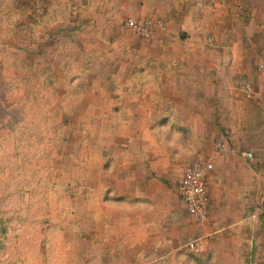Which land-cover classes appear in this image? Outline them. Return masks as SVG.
<instances>
[{
	"label": "crops",
	"instance_id": "obj_1",
	"mask_svg": "<svg viewBox=\"0 0 264 264\" xmlns=\"http://www.w3.org/2000/svg\"><path fill=\"white\" fill-rule=\"evenodd\" d=\"M134 1L136 17L122 18ZM52 2L36 13L39 26L57 31L49 72L59 76L45 84L62 87L56 100L77 103L62 115L87 118L79 126L95 142L87 158L94 262L171 264L185 246L193 253L185 244L183 211H189L178 187L197 156L213 160L209 212L225 216L204 234L205 248L221 235L229 236L228 250L238 246L242 220L226 219L240 213L248 214L249 230L264 232V159L249 164L229 153L247 135L264 132V0ZM158 13H170L177 27L168 19L170 26L151 38L126 37L127 19L165 22L149 16ZM210 135H221L212 154Z\"/></svg>",
	"mask_w": 264,
	"mask_h": 264
},
{
	"label": "rangeland",
	"instance_id": "obj_2",
	"mask_svg": "<svg viewBox=\"0 0 264 264\" xmlns=\"http://www.w3.org/2000/svg\"><path fill=\"white\" fill-rule=\"evenodd\" d=\"M51 1L0 0V264H102L94 262L89 243L87 158L92 156L95 142L89 139L87 127L79 126L80 117L62 115L63 107L73 104L72 109L77 103L56 100L54 94L62 92V87H56L55 82L45 84L47 78L59 76L54 69L49 72V64H55L57 31L39 26L36 13L53 8ZM129 6L132 13L122 14V18L136 17L134 8L139 2ZM178 8L182 14L183 5ZM149 16L164 17L165 28L169 21L177 27L170 13L169 18L159 13ZM161 25L157 30L163 29ZM125 33L128 39L136 36L131 31ZM87 121L84 118L82 125ZM222 135L226 144L232 143L231 133ZM220 138L209 136L208 154ZM244 139L241 148L232 145L229 153L249 164L264 159V132ZM250 152L253 159L248 157ZM262 210L259 208L257 219ZM183 214L185 244L225 223V216L214 217L211 210L205 223L194 221L186 209ZM248 217L240 213L226 219L242 220L238 246L228 250L229 236L221 235L215 237L214 248H205L199 256L186 253L185 246L171 264H185L188 257L193 264H264V232L262 227L249 230ZM211 255L213 261L209 262ZM199 259L202 262L197 263Z\"/></svg>",
	"mask_w": 264,
	"mask_h": 264
},
{
	"label": "built area",
	"instance_id": "obj_3",
	"mask_svg": "<svg viewBox=\"0 0 264 264\" xmlns=\"http://www.w3.org/2000/svg\"><path fill=\"white\" fill-rule=\"evenodd\" d=\"M39 10V12H41ZM165 29V25L161 20L155 22L154 19L146 18L135 20L129 18L126 24L130 31L140 38H151L157 30V25ZM167 28V26H166ZM220 147V145H219ZM249 157H253L251 153ZM214 164L212 159H196L185 169L183 178L178 187L179 194L186 203L190 217L199 223L208 221L209 212V189L207 185V176L213 169ZM206 237H200L190 240L187 243L188 249L193 253H200L204 251L206 245Z\"/></svg>",
	"mask_w": 264,
	"mask_h": 264
},
{
	"label": "trees",
	"instance_id": "obj_4",
	"mask_svg": "<svg viewBox=\"0 0 264 264\" xmlns=\"http://www.w3.org/2000/svg\"><path fill=\"white\" fill-rule=\"evenodd\" d=\"M192 254H193L194 256H196L195 253H192ZM199 262H202L201 259L197 260V263H199ZM204 262H206V260H204Z\"/></svg>",
	"mask_w": 264,
	"mask_h": 264
}]
</instances>
